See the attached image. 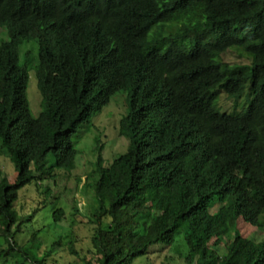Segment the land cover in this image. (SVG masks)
<instances>
[{"label": "trees", "instance_id": "1", "mask_svg": "<svg viewBox=\"0 0 264 264\" xmlns=\"http://www.w3.org/2000/svg\"><path fill=\"white\" fill-rule=\"evenodd\" d=\"M0 28V148L16 172L0 177V264H59L67 250V264H151L164 249L183 264H264V241L238 230L264 229V0H0ZM232 50L247 62H224ZM117 96L128 143L110 161L97 148L81 257L66 234L46 244L36 220L50 202L61 227L50 181L75 170L72 139ZM222 96L242 106L221 112ZM32 184L42 199L20 214Z\"/></svg>", "mask_w": 264, "mask_h": 264}, {"label": "rangeland", "instance_id": "2", "mask_svg": "<svg viewBox=\"0 0 264 264\" xmlns=\"http://www.w3.org/2000/svg\"><path fill=\"white\" fill-rule=\"evenodd\" d=\"M7 40V33L4 28H0V41ZM29 49L34 53L33 60L36 56V46L34 44H24L22 52ZM223 61L228 64L246 63L235 50L228 51L223 56ZM30 79L27 84L26 97L29 103L30 111L33 117H37L40 112V96L36 86L34 74H29ZM244 98V97H243ZM114 99V100H113ZM111 103L102 109L101 113L94 118L88 120L89 127L86 131L78 133L72 139L75 143L78 155L76 157V168L71 172L70 176H65L66 173L61 171L60 175L50 181L51 189L54 195L59 198L58 206L64 211L63 222L59 229L52 228L51 217L48 214L52 212V206L48 203L47 206H42L40 214L37 218L39 223L38 228L48 226L50 231L47 235L43 234L44 241L49 244L56 237H69L73 241V251H76L81 257L87 255L91 250L92 225L89 224L90 212L92 206L95 204L92 189L88 183L92 182V173L94 171L95 159L97 156V148L101 143H105L102 155L105 161H110L115 155L123 152L127 146V140L118 135V123L123 115H125L126 108L123 96L113 98ZM241 102L234 104L233 100H228L225 96L220 98L218 108L221 112L233 113L239 110ZM1 144V143H0ZM109 163V162H108ZM107 164V163H106ZM55 171L54 173H56ZM63 174V175H62ZM0 177H6L10 183H13L16 178V172L12 163L10 162L5 151L0 148ZM35 184V182H34ZM34 184L25 187L18 193L16 210L20 214H29L39 204L42 199L40 194L35 191ZM56 208V205H55ZM218 207H214L211 212L216 211ZM78 211V212H77ZM238 230L243 238H252L256 242L264 241V229L258 230L255 227L247 224L241 220L238 224ZM28 233L22 239L29 238ZM63 239L64 245L66 239ZM42 246L43 250L45 245ZM67 244V243H66ZM67 246V245H66ZM70 247V246H69ZM172 251V250H171ZM169 249L151 255V264H183L181 258L171 252ZM55 257V256H54ZM59 264H67L73 262L76 258L72 256V252L67 250L60 252L56 256ZM52 263V262H50ZM135 264H146L145 262H136Z\"/></svg>", "mask_w": 264, "mask_h": 264}]
</instances>
